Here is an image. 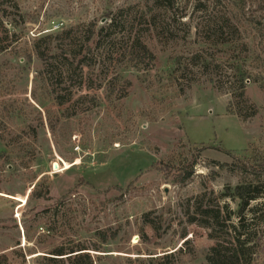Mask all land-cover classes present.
Instances as JSON below:
<instances>
[{"label":"rangeland","instance_id":"obj_1","mask_svg":"<svg viewBox=\"0 0 264 264\" xmlns=\"http://www.w3.org/2000/svg\"><path fill=\"white\" fill-rule=\"evenodd\" d=\"M147 1L0 0V254L11 264H41L61 245L88 247L94 264H150L170 252L175 264H208L211 235L230 239L240 207L225 193L254 180L244 163L264 160V89L249 84L239 102L229 92V64L219 90L199 68L176 72V60L191 63L204 47L193 27L205 11L231 15L264 58V0L166 1L172 26L145 37L156 55L152 69L116 65L118 54L100 69L85 67L76 92L87 96L73 116L47 98L39 38L104 25L121 8L138 23ZM124 86L127 96L118 98ZM239 109L255 114L242 118ZM205 209L221 210V232ZM262 218L264 198L246 210L256 245L251 264H264Z\"/></svg>","mask_w":264,"mask_h":264},{"label":"trees","instance_id":"obj_2","mask_svg":"<svg viewBox=\"0 0 264 264\" xmlns=\"http://www.w3.org/2000/svg\"><path fill=\"white\" fill-rule=\"evenodd\" d=\"M166 1L173 6L174 0L147 1L146 7L142 8L138 23L131 19L127 21L126 16L128 13L130 15L132 10L128 12V10L121 8L112 13L109 21L104 25L97 26L95 22L82 23L75 27L64 28L56 36L46 35L39 38L37 43H45V46L39 45L35 51L38 58L47 64V71H44L45 75L48 74L44 79L45 92L48 94V97H46H51L52 101L58 106H65L64 112L68 116H73L79 111L78 104H82L87 96L85 94L78 95L76 92V90L83 87V69L85 67L91 69V71L96 68L100 69L105 59L113 62L114 56L118 54L116 65H125V68L140 72L152 69L156 55L148 47L145 37L153 31L166 32L167 26H172L166 16L169 9L164 8ZM3 16L6 15L3 14ZM143 26L145 28L141 29ZM2 28L3 22L0 18V44L6 37V35L1 36ZM193 28L196 32L197 41L201 40L204 47L202 46L192 53L191 63H186L183 61L184 57L179 56L176 60V72L182 71V68L185 70H192L191 67L199 68L208 74L214 86L221 90L225 85V81L222 80V74L226 70L224 66L229 64L230 68L228 69L232 72V78L228 86L229 92H232V98L239 99V102H242V99H245V90L251 83L260 84L264 89V75L262 74L264 73L262 69L264 58L258 53L254 43H251L250 40H243L245 30L234 21L231 15L226 12L205 11ZM52 41H58V43L52 46ZM213 47L214 50L219 52L217 54L221 53V55L210 52ZM5 49V46L0 45V52ZM104 55L106 56L103 57ZM254 68H258L259 71L256 72ZM55 72H57V75L54 74ZM226 75L228 74L226 73ZM56 77H59L60 81ZM66 79H77L79 81L74 83L69 81L66 84ZM95 84L94 81L89 79L88 85L90 87ZM112 84L113 80L110 81V85ZM127 84H130V81L127 80ZM56 86L57 88H55ZM126 91L125 86L119 88L118 98L126 97ZM34 94L35 99L43 104L36 95V88ZM251 106L255 107L254 104H251ZM249 108L251 107L249 106ZM243 110L239 109L238 111L239 116L242 118L255 114V111H253L254 113L252 111L248 113L242 112ZM193 165V163L189 164L188 169H185L186 176L184 180L192 175ZM243 166L245 168L243 170L252 174L254 180L242 182L233 189L228 188L225 193V196L238 199L239 219L237 225H232L231 232L228 231L230 239L227 237L221 239L216 237L215 233V235H211L216 239V244L206 256L208 264H251L252 262L256 245L253 244L252 234L248 231L246 210L250 208L254 201L264 198V160L260 165L254 166L247 162ZM40 195L44 196L45 194ZM250 210L256 217L257 209ZM203 212L213 214V210L205 209ZM220 214L221 210L210 216L214 220L213 223L208 221L210 225L216 226L219 232L224 227L220 221ZM191 221L195 220L191 219ZM262 221H264V218H262ZM174 253H164L151 257L150 264H175ZM49 254V256L42 258L41 264H94L95 262L94 255L84 245H78L70 249H65L62 245L57 246ZM0 264L11 263L6 255L0 254Z\"/></svg>","mask_w":264,"mask_h":264},{"label":"water","instance_id":"obj_3","mask_svg":"<svg viewBox=\"0 0 264 264\" xmlns=\"http://www.w3.org/2000/svg\"><path fill=\"white\" fill-rule=\"evenodd\" d=\"M59 164L57 162L54 163V169H58Z\"/></svg>","mask_w":264,"mask_h":264}]
</instances>
